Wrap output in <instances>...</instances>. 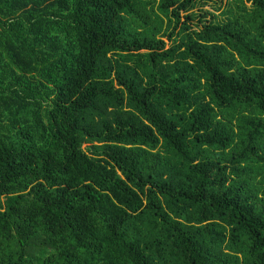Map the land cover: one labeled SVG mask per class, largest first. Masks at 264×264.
I'll return each instance as SVG.
<instances>
[{"label": "trees", "instance_id": "trees-1", "mask_svg": "<svg viewBox=\"0 0 264 264\" xmlns=\"http://www.w3.org/2000/svg\"><path fill=\"white\" fill-rule=\"evenodd\" d=\"M200 1L0 0V264H264V0Z\"/></svg>", "mask_w": 264, "mask_h": 264}, {"label": "rangeland", "instance_id": "rangeland-1", "mask_svg": "<svg viewBox=\"0 0 264 264\" xmlns=\"http://www.w3.org/2000/svg\"><path fill=\"white\" fill-rule=\"evenodd\" d=\"M232 0H201L200 3L191 11L197 14L198 17L191 22L192 29H197V27L200 25L199 19L202 18L203 20H211L213 19L212 16L217 17L218 19H223L225 18L222 15V12L226 10L228 7V3L231 2ZM250 6V3L247 4ZM188 12L181 11L180 16H181V21L183 22L185 20V16L187 15ZM205 17V18H204ZM178 29H176L175 34L177 33ZM166 48H169L172 43H173V37H168V36H163L162 37Z\"/></svg>", "mask_w": 264, "mask_h": 264}]
</instances>
